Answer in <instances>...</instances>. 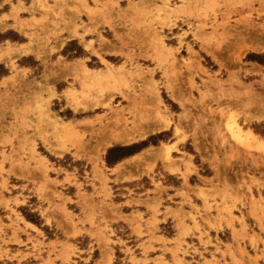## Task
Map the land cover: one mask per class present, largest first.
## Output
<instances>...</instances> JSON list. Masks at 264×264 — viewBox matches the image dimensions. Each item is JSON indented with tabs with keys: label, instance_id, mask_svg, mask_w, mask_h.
<instances>
[{
	"label": "rangeland",
	"instance_id": "obj_1",
	"mask_svg": "<svg viewBox=\"0 0 264 264\" xmlns=\"http://www.w3.org/2000/svg\"><path fill=\"white\" fill-rule=\"evenodd\" d=\"M63 1L55 12L46 0H0V12L13 15L0 17V34L28 42L0 43V63L14 73L0 91L1 111L13 120H0V264H151L152 245L125 241L114 202L152 189L153 200L133 204L157 215L164 186L178 184L166 172L183 179L178 195L196 213L189 196L202 201L204 225L225 230L223 240L231 231L239 244L252 232L250 246L263 250L242 253L264 264V64L246 58L264 55V0ZM22 11L31 18L20 20ZM6 71L0 64V76ZM150 136L137 158L106 163L110 148ZM205 162L214 177L190 185L191 174L209 175ZM133 167L149 176L139 179ZM127 169L131 182L122 186L113 174ZM79 211L93 233L79 237ZM181 213L179 239L202 229L196 215ZM98 217L111 219V229ZM137 221L140 214L131 220L139 238ZM163 231L173 234L170 224Z\"/></svg>",
	"mask_w": 264,
	"mask_h": 264
},
{
	"label": "crops",
	"instance_id": "obj_2",
	"mask_svg": "<svg viewBox=\"0 0 264 264\" xmlns=\"http://www.w3.org/2000/svg\"><path fill=\"white\" fill-rule=\"evenodd\" d=\"M67 2H69L70 0H66ZM91 0H88V3ZM108 0H99V2H106ZM23 2V1H22ZM48 6H50V8L53 9V11H58V9L62 8V2H64L63 0H46ZM126 3L125 0H118V3ZM24 6L26 8H28L30 6V4H28V2H23ZM14 5H17V3H15ZM28 6V7H27ZM2 16H6L8 17V20H11V16H13L11 14V9L8 8L7 11L4 12H0V17ZM67 17H73L71 14L67 15ZM85 17V18H84ZM31 18V14L29 12L26 11H22L19 14V19L20 20H29ZM35 18L38 19L40 18L39 15L35 14ZM51 18H53V16H51ZM81 20L83 21V23H87V19L86 16L81 17ZM97 22H99L98 20H96ZM100 26H105L104 23H101ZM100 29V28H99ZM38 33V31H36ZM28 33V32H27ZM62 39H70L67 37V34L64 33L62 34ZM92 40H95V38H93ZM27 41H21V42H17V46H21V45H27ZM17 48V47H16ZM24 58H28V56L22 55L21 59ZM0 64H5V68H6V72L0 76V91L4 90L3 88V84H5L7 82V80L9 78H11L14 73L13 71L10 69V67L8 66V64L1 62ZM19 69L20 70H27V71H31L32 67H29L27 65H23V64H19ZM8 84V83H7ZM3 107L0 106V120L1 122L4 121L5 123H13V120H10L9 118L4 116L3 111ZM6 132L3 131V134H5ZM140 154H142V152L138 153V154H134L132 156L123 158V160L119 163L121 164L122 162H128L131 161L135 158H137L138 156H140ZM176 159H181V156H175ZM153 159L151 158H145L144 159V163H148V162H152ZM159 160L155 161V166L157 167V164L159 163ZM193 163V161H191ZM205 164L207 165V169H209L210 173L209 175L203 176L199 173V171L197 173H193L189 176L188 178V183H189V179L195 177V180H197V183H202V179H211L212 177H214L211 168V165H209L207 162H205ZM118 165V164H117ZM154 166V167H155ZM115 166L109 167L107 168L108 170H114ZM141 167H145L144 165H142ZM182 168V167H180ZM135 173H139V179L144 177V176H149L148 173H140L141 169H137L136 167L132 168ZM127 170H125L124 172L121 171L119 174H113L114 177H118V182L123 186L128 184V182L131 181H126L124 179V177L127 176ZM167 176L170 177H176L178 179V184L177 185H173V186H164L166 187V191L164 192V194L162 195V203L158 208V214L154 215L150 209L148 207H146L145 205H140L141 207H138V205L133 204V201L135 200H141V201H145L147 200V198H149L150 200L154 199V196H146V191H152V189L149 190H143L141 192H138L136 194H134L135 196H130L128 194H120L123 199L114 202L116 208L114 209L115 214H117L119 217L115 220V222L117 224H124L127 226V231L128 234L126 236L130 237V240H125L126 242H130V241H134L136 242V244H134L135 246L138 247L141 245H148V243H150L153 247V251L148 254L149 259L152 261L151 264H155V260L158 257H163V260L166 261L168 264H236L235 260H238V264H255L253 261L249 260L243 253V249L245 250V252L250 256V257H254V255H259V252H262V244H258L256 250H254L250 244H249V237L252 236V232H248V238H246L243 242L237 244L234 241V238L232 236V232L229 231L227 232L226 239L223 240L221 238V236H225L224 231H215V230H210L207 228L206 225H204V219H206V214L204 213L202 207V201L200 199H198L197 197H195L194 195H190V200L191 203L195 206H197L198 208H200V211L198 213L195 212V210H193L192 208H190L187 205V202L185 200H183L181 198V196L178 195V191H181L184 187V181L183 179H181L180 175H171L169 174V172L165 173ZM177 175V176H176ZM190 184V183H189ZM191 185V184H190ZM200 186V185H199ZM202 187V186H200ZM125 189V188H124ZM137 196H141V197H137ZM152 203V202H151ZM103 212L107 213V211L105 209H103ZM181 212L184 213H192V215H196V221L199 224V226L202 227V229L198 232L195 231L194 229H192V231L184 236L181 237L180 239L179 237V233L176 232V228H177V218H176V214H179L180 216L182 215ZM111 213H109V217ZM135 214H140L142 216V221H137V223L140 224L141 226V230H142V235L138 238L136 237L137 235L134 233V225L135 223L132 224L131 220H132V216ZM199 214V216H197ZM75 216H77V219H74L75 223L77 224V228L79 229V231L81 232V234L79 235V237L83 236L84 234H86L87 232H91L93 233L95 231V229H91L89 227V224L86 222V215L85 214H81L80 211L77 213H74ZM236 217L240 218V215L235 214ZM79 220V221H76ZM81 220V221H80ZM154 220H157V223H155ZM102 220L100 219V217H98V219L96 220V222L99 224L100 228L104 227V224H106L107 226L110 227L111 229V225H113V223L111 222V219H107L105 221V223H100ZM188 227H193V223L191 222L190 219L186 218L185 222H184ZM171 225V228H173V234L171 235H166L165 231H163L164 229V225ZM226 229L227 227H223V229ZM235 228H237V224H235ZM228 229V228H227ZM109 235V233H107ZM151 235L153 240L151 241ZM255 235H258L257 232H255ZM86 237V236H85ZM118 239H122L119 236H116ZM260 238L262 240H264V235L260 234ZM114 243L118 244L117 241H114L113 239H111ZM178 240V241H176ZM92 241V238H91ZM94 241V240H93ZM151 241V242H150ZM175 241V242H174ZM180 241V251L177 252L176 257L180 260V262L178 263L177 261H175L174 256H173V252L176 250L177 243ZM131 245L130 247L134 246ZM115 247H117V245H114ZM120 246V245H119ZM119 251L124 252V249H122V247H118ZM113 249V248H112ZM140 250V249H139ZM83 251H85V249H83ZM115 251V250H114ZM142 254V250H140L136 255L138 257V255ZM234 258H233V257ZM140 258V257H139ZM235 259V260H234ZM257 264H260V261L257 262Z\"/></svg>",
	"mask_w": 264,
	"mask_h": 264
},
{
	"label": "trees",
	"instance_id": "obj_3",
	"mask_svg": "<svg viewBox=\"0 0 264 264\" xmlns=\"http://www.w3.org/2000/svg\"><path fill=\"white\" fill-rule=\"evenodd\" d=\"M9 36V37H8ZM11 36V37H10ZM6 39H10L11 41L15 42V41H21V39L18 37L17 34L15 33H12V32H9L8 34H0V43H2L3 41H5ZM249 61H252V62H257L259 64H264L263 62V58H264V55H255V54H248L247 57H246ZM163 133H160L158 136L162 135ZM154 136H150L148 138V140L146 141H143L139 144H132V145H129V146H120V147H113V148H110L108 150V153H107V157H106V163L108 165L112 164V163H115V162H118L120 161L121 159L123 158H126V157H129V156H132L134 155L135 153H138L140 150H136L137 147L140 145L142 146L141 148H145L147 147V143L148 141L153 138ZM140 148V149H141ZM26 219L34 224H39L38 222H36L32 217H29L28 215L25 216Z\"/></svg>",
	"mask_w": 264,
	"mask_h": 264
},
{
	"label": "bare ground",
	"instance_id": "obj_4",
	"mask_svg": "<svg viewBox=\"0 0 264 264\" xmlns=\"http://www.w3.org/2000/svg\"><path fill=\"white\" fill-rule=\"evenodd\" d=\"M250 50H256V49H250ZM158 124V123H157ZM153 126V125H152ZM146 127V126H145ZM162 129H165V128H167V125L165 124V125H163V127H161ZM145 129V128H144ZM155 130V129H154ZM150 131V130H149ZM152 131V130H151ZM150 131V132H151ZM233 131V130H232ZM148 132V131H147ZM237 132V131H236ZM149 133V132H148ZM233 133V132H232ZM140 134V133H139ZM143 134V133H142ZM141 134V135H142ZM147 134V133H146ZM146 134H144V135H146ZM237 134V133H236ZM234 135H235V133H234ZM238 135H240V133L238 132V134H237V136L236 137H238ZM251 135V134H250ZM143 138V137H142ZM109 145V144H108ZM104 151V150H103ZM156 153V152H155ZM171 167V166H170ZM173 168V167H172ZM169 169V168H168ZM174 170V169H173Z\"/></svg>",
	"mask_w": 264,
	"mask_h": 264
}]
</instances>
